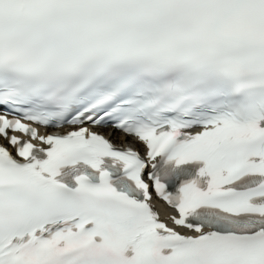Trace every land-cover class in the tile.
<instances>
[{
    "label": "snow or ice",
    "instance_id": "snow-or-ice-1",
    "mask_svg": "<svg viewBox=\"0 0 264 264\" xmlns=\"http://www.w3.org/2000/svg\"><path fill=\"white\" fill-rule=\"evenodd\" d=\"M0 264H264V0H0Z\"/></svg>",
    "mask_w": 264,
    "mask_h": 264
}]
</instances>
